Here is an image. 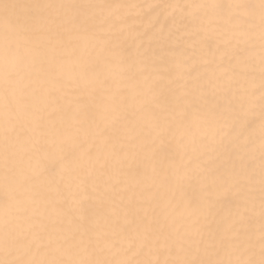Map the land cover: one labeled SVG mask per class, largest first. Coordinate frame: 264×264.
<instances>
[{
    "label": "snow or ice",
    "instance_id": "6c2138e0",
    "mask_svg": "<svg viewBox=\"0 0 264 264\" xmlns=\"http://www.w3.org/2000/svg\"><path fill=\"white\" fill-rule=\"evenodd\" d=\"M0 264H264V0H0Z\"/></svg>",
    "mask_w": 264,
    "mask_h": 264
},
{
    "label": "bare ground",
    "instance_id": "6f19581e",
    "mask_svg": "<svg viewBox=\"0 0 264 264\" xmlns=\"http://www.w3.org/2000/svg\"><path fill=\"white\" fill-rule=\"evenodd\" d=\"M96 2L106 3H138V4H165V3H176V2H190V0H96ZM167 13L161 15V24L165 23ZM168 27H172L171 24Z\"/></svg>",
    "mask_w": 264,
    "mask_h": 264
}]
</instances>
